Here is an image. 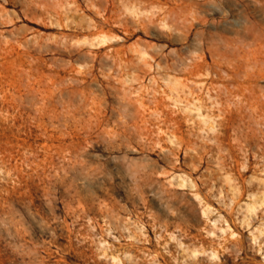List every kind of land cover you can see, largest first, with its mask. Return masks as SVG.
Masks as SVG:
<instances>
[{
	"label": "rangeland",
	"instance_id": "obj_1",
	"mask_svg": "<svg viewBox=\"0 0 264 264\" xmlns=\"http://www.w3.org/2000/svg\"><path fill=\"white\" fill-rule=\"evenodd\" d=\"M0 264H264V0H0Z\"/></svg>",
	"mask_w": 264,
	"mask_h": 264
},
{
	"label": "bare ground",
	"instance_id": "obj_2",
	"mask_svg": "<svg viewBox=\"0 0 264 264\" xmlns=\"http://www.w3.org/2000/svg\"><path fill=\"white\" fill-rule=\"evenodd\" d=\"M108 38V37H107ZM104 42H106V40L104 41ZM146 60V59H145ZM200 75V74H199ZM170 95V94H169ZM213 99V98H212ZM159 100V99H158ZM160 101V100H159ZM193 103V102H192ZM202 104V103H201ZM219 105V104H218ZM157 109V108H156ZM188 110H190V111H192V110H197L198 111V114H199V116L201 117V119L204 121V122H208V120H209V114H208V112L207 113H205V111H203V105H198V106H196L195 107V109L194 108H187ZM194 115V114H193ZM176 120V122H179L177 119H175ZM193 121V120H192ZM199 123L200 122H198V125H199ZM200 127H201V125H199ZM196 127V126H195ZM214 127V126H213ZM164 132V131H163ZM171 137V136H170ZM187 157V156H186ZM172 159V158H171ZM182 180L181 181H179V182H177L178 183V185L180 186V187H186V186H188L189 185V183H188V179L187 178H181ZM166 190V189H165ZM197 193V192H196ZM198 194V193H197ZM202 196V195H201ZM200 197V196H199ZM144 199V198H143ZM201 199V198H200ZM205 199V198H204ZM209 203V202H208ZM238 241V240H237ZM180 262V261H179Z\"/></svg>",
	"mask_w": 264,
	"mask_h": 264
}]
</instances>
